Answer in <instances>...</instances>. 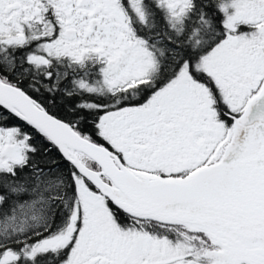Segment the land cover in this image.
Instances as JSON below:
<instances>
[{
  "label": "snow or ice",
  "instance_id": "snow-or-ice-1",
  "mask_svg": "<svg viewBox=\"0 0 264 264\" xmlns=\"http://www.w3.org/2000/svg\"><path fill=\"white\" fill-rule=\"evenodd\" d=\"M0 264H264V0H0Z\"/></svg>",
  "mask_w": 264,
  "mask_h": 264
}]
</instances>
